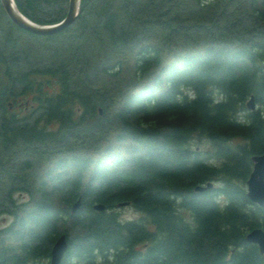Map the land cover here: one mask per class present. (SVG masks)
Instances as JSON below:
<instances>
[{
    "label": "trees",
    "instance_id": "16d2710c",
    "mask_svg": "<svg viewBox=\"0 0 264 264\" xmlns=\"http://www.w3.org/2000/svg\"><path fill=\"white\" fill-rule=\"evenodd\" d=\"M14 1L39 23L67 6ZM5 20L49 50L0 29V264H48L60 233L58 264H264L244 239L264 231L245 194L264 152V0H79L52 34Z\"/></svg>",
    "mask_w": 264,
    "mask_h": 264
},
{
    "label": "water",
    "instance_id": "95a60500",
    "mask_svg": "<svg viewBox=\"0 0 264 264\" xmlns=\"http://www.w3.org/2000/svg\"><path fill=\"white\" fill-rule=\"evenodd\" d=\"M0 6L5 15L21 29L34 34H52L63 30L74 21L79 11V0H67L65 14L61 19L52 23H39L29 19L19 11L14 0H0ZM245 106L248 109L254 108L255 103L252 94L245 100ZM250 159L252 164L245 179V194L249 200L255 202L258 206L264 207V152L252 154ZM210 185V182H206L204 185H196L194 189L200 190ZM78 203L77 198L72 202L70 209L75 210ZM93 207L101 209L103 205L95 203ZM244 239L255 243L259 252H264V231L260 227L256 226L247 230ZM65 249V234L60 233L50 246L48 264H58Z\"/></svg>",
    "mask_w": 264,
    "mask_h": 264
},
{
    "label": "rangeland",
    "instance_id": "374dc122",
    "mask_svg": "<svg viewBox=\"0 0 264 264\" xmlns=\"http://www.w3.org/2000/svg\"><path fill=\"white\" fill-rule=\"evenodd\" d=\"M15 2V1H14ZM58 7L59 6H56L55 8L53 7V8H51V9H45V10H42V12H46L45 14H41V15H36V16H40V17H45V16H48V14H49V12L50 11H52V10H54V9H58ZM46 8H49V7H46ZM1 10H2V8H1ZM0 10V29H2V28H5V27H7V26H10L11 27V30H12V32H11V34L13 35V36H17L18 38H20L21 40H23V41H21V43H22V45L25 47V48H29L30 50H33V51H35L34 49H36L37 47H38V45H39V49H37V51H39V54L40 55H38V56H42V52H46V51H48L49 50V47H47L46 46V48H44V47H42V43L41 42H38V41H36V40H34V39H32L27 33H20L19 31H17L13 26H11L10 25V23H8L6 20H5V13H4V11L2 10L1 11ZM41 12V13H42ZM48 12V13H47ZM4 16H3V15ZM26 16V15H25ZM7 17V16H6ZM27 17V16H26ZM8 18V17H7ZM9 19V18H8ZM10 34V35H11ZM3 35V33L2 32H0V41H3V37H4V35ZM89 40H90V38H88ZM0 44H1V42H0ZM90 49L92 48V50H91V53L94 55V57H97V58H99V57H102L101 55L102 54H100V53H104V52H108V53H111V54H113V51H111L110 49H108V48H104V46H101V48H99V47H89ZM42 51V52H41ZM92 58H93V56H92ZM100 109V108H99ZM100 111V110H99ZM16 196L17 197H24L25 196V194H23V193H16ZM118 211H119V214L122 216V217H125V218H131V217H134V216H136V212L132 209V207H130L129 205H121V206H119L118 207ZM9 219H10V216L9 215H6V214H2V215H0V226H2V225H4V224H6L8 221H9Z\"/></svg>",
    "mask_w": 264,
    "mask_h": 264
}]
</instances>
